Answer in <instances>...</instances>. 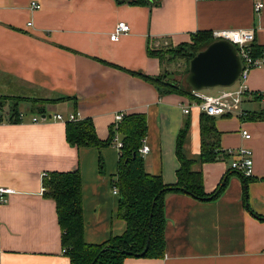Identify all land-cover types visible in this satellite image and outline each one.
Wrapping results in <instances>:
<instances>
[{
  "label": "crops",
  "instance_id": "0c3cea01",
  "mask_svg": "<svg viewBox=\"0 0 264 264\" xmlns=\"http://www.w3.org/2000/svg\"><path fill=\"white\" fill-rule=\"evenodd\" d=\"M32 1L38 10L30 8ZM152 1L0 0V187L13 191L0 204V264H70L62 252L55 203L41 191L43 173L79 171L86 243L99 245L125 231L112 192L118 150L71 147L66 121L52 120L55 114L90 119L100 141L117 124L116 115H144L149 148L140 154L144 169L166 185L176 183V140L187 126L182 154L192 161V171L202 173L204 192L213 193L227 176L216 200L166 195L164 257H128L124 264H264V104L259 99L264 68L248 75L243 115L214 118L220 158L206 164L200 162L202 116L196 109L183 113L194 100L160 95L130 73L160 76L164 67L149 50L189 44L196 32L252 29L261 51L264 8L255 13L250 0ZM119 22L130 31L111 41ZM259 52L253 48L254 55ZM33 117L40 120L33 123ZM239 148L252 152L246 186L230 171Z\"/></svg>",
  "mask_w": 264,
  "mask_h": 264
},
{
  "label": "trees",
  "instance_id": "16d2710c",
  "mask_svg": "<svg viewBox=\"0 0 264 264\" xmlns=\"http://www.w3.org/2000/svg\"><path fill=\"white\" fill-rule=\"evenodd\" d=\"M119 2L121 0H118ZM134 5L153 4L152 0H124ZM189 44L175 48H188L190 58L204 49L213 40L211 32H196L191 35ZM254 51L259 52L253 44ZM160 51V50H159ZM159 52L149 50L150 57L162 63ZM174 61V60H173ZM171 60L170 62L173 63ZM170 63V64H171ZM188 64V62H187ZM182 74L180 83L168 78V71L156 78L133 73L152 84L160 95L178 94L191 97V90L185 85ZM192 98V97H191ZM18 101V100H17ZM39 100H34L38 102ZM11 113H16L15 105ZM200 134L202 164L212 163L220 158V134L215 128L214 118L201 114ZM187 126H184L176 140V157L179 167L176 171V183L166 185L160 176L148 174L144 169L139 153L142 140L146 136V119L144 115H124L115 127L110 129L108 138L100 141L90 119L66 122V142L75 148H103L111 144L115 134L121 137L122 147L118 153V168L112 187L118 191L117 217L125 222V231L120 236L110 237L106 242L96 245L84 241V219L82 212V182L78 170L72 172H52L42 178L43 196L55 203L58 226L61 231V246L70 264H124L128 257L162 259L165 255L164 199L168 194H184L198 201L216 200L224 191L227 176L221 180L216 190L206 194L203 188L201 172L192 171V161L182 154V143ZM219 156V157H218ZM103 170L102 161H99ZM238 174L246 186L249 177ZM210 198V199H209ZM208 199V200H207ZM149 247L144 252L147 240Z\"/></svg>",
  "mask_w": 264,
  "mask_h": 264
},
{
  "label": "built area",
  "instance_id": "2783aa9c",
  "mask_svg": "<svg viewBox=\"0 0 264 264\" xmlns=\"http://www.w3.org/2000/svg\"><path fill=\"white\" fill-rule=\"evenodd\" d=\"M253 2V10L255 13H259L264 8V0H250ZM30 8L32 10H38L40 5L37 2H30ZM130 31L129 26L124 22H119L116 24L113 32L110 35L111 41H117L120 36L127 34ZM213 40H226L231 43L239 57L242 60L243 69L237 82L228 88H222L218 95L209 96L205 95L203 91H191V97L194 100V104H187L183 109L184 114H189L191 109H196L200 114L206 115L208 117H223L226 115L238 114L243 115L241 109V104L244 95L248 91L246 84L248 75L251 70L255 68H264V48L261 49L259 54H253V44L255 41V32L252 29H225L217 30L211 33ZM259 99L264 104V95L260 94ZM19 118L23 117V113L18 115ZM54 121L69 122L78 120L76 114H70L66 119H64L60 114H55L51 117ZM122 115H116L115 122L121 121ZM40 120L38 117H33L32 122L36 123ZM241 135L244 139H250V134L246 130L241 131ZM111 144L118 153L122 147V141L116 134L112 140ZM149 152L148 146L145 145V140H142V145L139 148L140 154H147ZM232 163L230 169L239 172L244 177H251L252 175V152L247 148H239L232 155ZM46 174H42V178ZM41 191L43 193L44 188L42 186ZM12 190L8 188L0 187V204L7 202V196L12 194ZM113 194L117 195L118 191L116 188L113 189ZM64 253V251L62 250Z\"/></svg>",
  "mask_w": 264,
  "mask_h": 264
},
{
  "label": "water",
  "instance_id": "95a60500",
  "mask_svg": "<svg viewBox=\"0 0 264 264\" xmlns=\"http://www.w3.org/2000/svg\"><path fill=\"white\" fill-rule=\"evenodd\" d=\"M123 1L121 0L120 3ZM242 69V60L235 47L226 40H216L190 59L184 83L191 91H203L215 87L228 88L237 82ZM168 78L173 79V76ZM37 112L41 118H44L42 109ZM148 247L149 238L142 255Z\"/></svg>",
  "mask_w": 264,
  "mask_h": 264
},
{
  "label": "rangeland",
  "instance_id": "374dc122",
  "mask_svg": "<svg viewBox=\"0 0 264 264\" xmlns=\"http://www.w3.org/2000/svg\"><path fill=\"white\" fill-rule=\"evenodd\" d=\"M157 52H159V57L162 60V66L164 67V71L165 70L168 71V77L169 76H173V79L180 83L183 79H181L182 74L185 72L186 68L188 67L187 62L188 61V56H190L188 54V48H175V47H171V46H164V47H160L155 49ZM160 50V51H159ZM173 61V63H171L170 61ZM171 63V64H170ZM185 76V74L183 75V77ZM222 88L220 87H215L213 89H206L203 90V93L205 95H212L213 92L216 91H221ZM21 107H24V105H21ZM256 108H259L260 105L255 104ZM34 110V109H33ZM35 111V110H34Z\"/></svg>",
  "mask_w": 264,
  "mask_h": 264
}]
</instances>
